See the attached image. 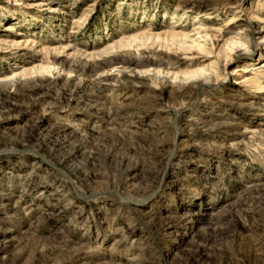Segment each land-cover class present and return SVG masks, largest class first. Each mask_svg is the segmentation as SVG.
Returning <instances> with one entry per match:
<instances>
[{"label": "rangeland", "instance_id": "374dc122", "mask_svg": "<svg viewBox=\"0 0 264 264\" xmlns=\"http://www.w3.org/2000/svg\"><path fill=\"white\" fill-rule=\"evenodd\" d=\"M0 40V264H264V0H0Z\"/></svg>", "mask_w": 264, "mask_h": 264}, {"label": "bare ground", "instance_id": "6f19581e", "mask_svg": "<svg viewBox=\"0 0 264 264\" xmlns=\"http://www.w3.org/2000/svg\"><path fill=\"white\" fill-rule=\"evenodd\" d=\"M145 34V33H144ZM141 35V34H140ZM143 35V34H142ZM150 34H148V36H149ZM137 36H135V37H133L132 39H135ZM150 37H152V35L150 36ZM158 37V36H157ZM28 40V39H27ZM230 41L234 44V43H240V41H238V40H235L234 38H230ZM0 42H5V40H0ZM24 42V41H23ZM26 42V41H25ZM230 42V43H231ZM8 43H11V44H17L18 43V40L16 41L15 39L14 40H11L10 42H8ZM95 61V60H94ZM102 63H104L103 61H102ZM136 63H138V61L136 60V58H132V59H128L127 61H126V63L125 64H127V65H129V66H132V65H134V64H136ZM107 64H109V62L107 63H105L104 64V66H107ZM103 67V66H102Z\"/></svg>", "mask_w": 264, "mask_h": 264}]
</instances>
